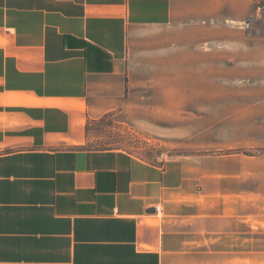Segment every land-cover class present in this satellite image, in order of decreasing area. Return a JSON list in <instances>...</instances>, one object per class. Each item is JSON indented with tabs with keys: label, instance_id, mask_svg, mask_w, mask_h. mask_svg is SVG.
Masks as SVG:
<instances>
[{
	"label": "crops",
	"instance_id": "obj_1",
	"mask_svg": "<svg viewBox=\"0 0 264 264\" xmlns=\"http://www.w3.org/2000/svg\"><path fill=\"white\" fill-rule=\"evenodd\" d=\"M259 16L255 0H0V264H264V153L243 152L264 103L212 88L193 149L161 165L81 147L105 116L157 127L163 86L131 70L133 46L156 35L161 69L207 61L219 84L222 60H264Z\"/></svg>",
	"mask_w": 264,
	"mask_h": 264
},
{
	"label": "rangeland",
	"instance_id": "obj_2",
	"mask_svg": "<svg viewBox=\"0 0 264 264\" xmlns=\"http://www.w3.org/2000/svg\"><path fill=\"white\" fill-rule=\"evenodd\" d=\"M258 6V0H255L256 10ZM259 17V19L257 17L252 19L254 29L251 35L258 39L254 40L250 51L264 47V10L260 12ZM155 41L156 35H153L148 37L147 41H142L140 45L133 46L129 65L131 70L136 71L141 78L150 79L151 74L158 85L163 86L160 94L156 95L159 109L157 127L136 128L118 124L113 118L104 119L91 127L89 133L86 134L82 148L125 151L142 161L161 165L193 149L191 145H188L190 143L186 136L196 134L198 116L200 118L205 115V107L211 104L212 88H217V86L221 88V104L264 103V96H261V89H264V60L259 62L251 57H256V53L247 59L242 55L240 63L222 60L218 84L215 77L211 75L212 71L207 69L209 66L207 61L202 63L203 68L200 66L199 69L197 65L189 63V70L186 74L185 65L182 66L180 63L173 65L162 63L161 66L166 69H161L160 65L153 61L155 58L161 59L166 53L168 54V48L154 47ZM209 43L206 49L211 52L214 44ZM216 44L217 48L222 51L223 57L221 58L224 59L229 46L228 42L221 39ZM168 70H170L169 73ZM159 72L162 76H159ZM237 75L243 77L236 78ZM164 76H170L173 79V94L170 97L164 94L166 87L163 84L166 80L167 83L169 81L163 78ZM149 97L152 98L151 95ZM258 120L253 124L264 126V120ZM252 139L256 147L245 149L243 152L252 156L264 153V135L257 136L254 133Z\"/></svg>",
	"mask_w": 264,
	"mask_h": 264
},
{
	"label": "trees",
	"instance_id": "obj_3",
	"mask_svg": "<svg viewBox=\"0 0 264 264\" xmlns=\"http://www.w3.org/2000/svg\"><path fill=\"white\" fill-rule=\"evenodd\" d=\"M111 118V116H105L99 120H90L87 125H86V133H89L91 127L94 125V124H97V123H100L101 121H103L104 119H109Z\"/></svg>",
	"mask_w": 264,
	"mask_h": 264
},
{
	"label": "built area",
	"instance_id": "obj_4",
	"mask_svg": "<svg viewBox=\"0 0 264 264\" xmlns=\"http://www.w3.org/2000/svg\"><path fill=\"white\" fill-rule=\"evenodd\" d=\"M258 4H259V6H258L257 10L260 13L261 11L264 10V0H258ZM247 26H248V24H247Z\"/></svg>",
	"mask_w": 264,
	"mask_h": 264
},
{
	"label": "water",
	"instance_id": "obj_5",
	"mask_svg": "<svg viewBox=\"0 0 264 264\" xmlns=\"http://www.w3.org/2000/svg\"><path fill=\"white\" fill-rule=\"evenodd\" d=\"M149 212L150 213H154L155 212V209H151Z\"/></svg>",
	"mask_w": 264,
	"mask_h": 264
}]
</instances>
